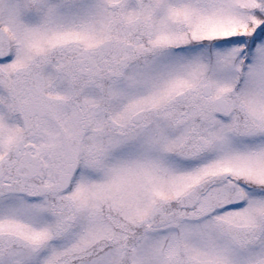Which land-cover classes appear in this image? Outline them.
Listing matches in <instances>:
<instances>
[{
	"label": "snow or ice",
	"instance_id": "6c2138e0",
	"mask_svg": "<svg viewBox=\"0 0 264 264\" xmlns=\"http://www.w3.org/2000/svg\"><path fill=\"white\" fill-rule=\"evenodd\" d=\"M0 264H264V0H0Z\"/></svg>",
	"mask_w": 264,
	"mask_h": 264
}]
</instances>
